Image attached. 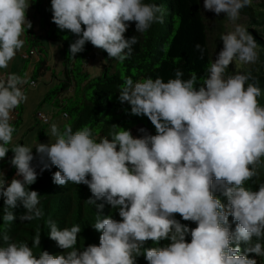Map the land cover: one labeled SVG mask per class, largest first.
Segmentation results:
<instances>
[{
	"label": "clouds",
	"instance_id": "9594fccd",
	"mask_svg": "<svg viewBox=\"0 0 264 264\" xmlns=\"http://www.w3.org/2000/svg\"><path fill=\"white\" fill-rule=\"evenodd\" d=\"M250 3L203 0V8L236 21ZM29 5L30 0H0V69L24 44L21 33L31 26ZM50 9L51 21L76 35L68 46L72 56L90 42L123 60L136 43L135 35H123L127 22L134 21L135 32L143 33L162 19L160 6L145 0H50ZM220 39L222 48L199 80L195 72L183 78L180 69L166 81L159 76L124 78L118 100L127 101L132 114L145 115L155 128V134L138 129L144 133L138 137L118 126L111 139L96 140L87 126L61 129L49 116L48 143L9 147L10 122L16 117L11 114L26 99V75L0 72V158L11 149L9 162L15 168L10 181L0 178V220L7 225L17 219L13 209L18 203L25 209L21 221L43 215L38 192L28 187L38 174L34 158L41 172L57 168L51 173L54 184L82 183L91 193L87 203L100 210L106 202L120 217L97 211L91 226L99 232V243L79 248L78 224L58 227L47 221L48 237L65 250L55 255L33 252L39 232L30 247L10 241L0 228V264H136L141 255L147 264H257L256 257H264V183L256 190L244 183L258 174L264 157V105L257 101L261 89L248 82L246 73H225L230 61H255L257 45L239 23ZM194 48L204 55L201 44ZM29 53L22 58H39L36 52L24 57ZM32 82L36 88L37 81ZM214 188L224 200L213 194ZM149 239L156 246L143 247ZM162 240L166 243L160 245Z\"/></svg>",
	"mask_w": 264,
	"mask_h": 264
},
{
	"label": "trees",
	"instance_id": "16d2710c",
	"mask_svg": "<svg viewBox=\"0 0 264 264\" xmlns=\"http://www.w3.org/2000/svg\"><path fill=\"white\" fill-rule=\"evenodd\" d=\"M145 2L155 3L160 6L162 19L159 22H153L151 26L143 33L135 32V22L130 21L124 32L125 38L136 36V43L132 46V52L125 59L119 60L109 57L101 48L93 46L90 42H85L83 50L78 54H71L64 58L62 66L63 80L60 81V88L55 89L57 94L63 95L66 92H73L75 95V105L72 107L65 106L61 102L58 108L70 119L67 124L73 131L87 126L90 134L96 140L100 137L111 139L110 133L119 127L130 130L133 136L136 135V127L143 126L148 134H155V128L148 118L141 114L135 118L129 116L130 105L127 101L121 103L118 100V91L123 83L124 78L131 77L133 81L157 76L165 81L174 76L175 70L180 69L183 72V78H187L190 72H195L198 80L205 76L206 65L215 59V55L222 48L221 33H224L223 25L227 20L224 13L216 14L211 10L203 8V0H145ZM254 2V3H253ZM46 9V19L42 17L43 7ZM29 13L35 17L40 15L39 27L46 33V38L53 42H60L64 46L69 37L67 29H59L51 21L50 0H30V5L26 10V17ZM240 15L248 18L246 30L252 35L256 42L257 57L256 64L250 67H244L239 70H227L225 73L241 72L249 75V81L256 84L261 89V95L257 97L259 104L264 105V0H251V3L239 10ZM83 27V25H82ZM57 30H62L59 37ZM51 35H50V34ZM68 37V38H67ZM24 44L20 49L29 53L35 51L38 54V66L32 71V81L34 78L44 77L43 70L49 71L46 62L40 59V55L47 57V52L42 43V36L36 33L34 25L25 28L21 33ZM55 38H62L58 41ZM67 43V44H65ZM196 43L201 44L204 48V55L201 57L199 50L194 48ZM19 50V51H20ZM18 51V52H19ZM98 51L99 55L106 63H117L121 66L123 76L119 73L112 75L106 74L103 77H96L88 81L89 75L85 66L93 59ZM80 61L82 66H76ZM36 64V65H37ZM25 68V67H24ZM78 69V75L82 76L80 84L87 82L83 90L77 89V79L74 70ZM109 72V68L105 69ZM49 98V94L45 95ZM72 99V98H70ZM69 99V100H70ZM134 123H129V122ZM21 118L15 117L10 123L14 131L21 125ZM128 122V123H127ZM13 131V132H14ZM13 155L11 149L6 152L4 158H0V173L6 171V180L15 175V168L10 164V158ZM34 164V160L32 161ZM55 166L45 169L42 172L37 171V178L34 183L29 185V189H34L39 194L38 207L41 208L43 215L31 220H19V214L25 209L19 203L13 209L17 219L4 224L0 220V228L6 231L10 241L19 243L25 242L32 246V237L39 232V245L33 248V252L38 254L40 250H46L50 254L62 253L65 250L59 248L56 242L48 237L47 221H55L58 227L71 226L78 224L80 232L77 234L76 247H84L88 244L99 243V232L96 231L91 223L94 221L96 212L100 211L104 215H111L114 219H120L116 209L108 203L100 210L95 209L94 205L86 202L91 193L88 187L82 183L75 184L66 182L64 185H57L52 182L51 173L56 171ZM258 174L246 180L245 186L256 190L259 183H264V157L257 168ZM213 194L220 196L218 188L213 189ZM221 200L225 198L220 196ZM102 201H97L101 203ZM3 206V198L0 197V208ZM180 219L178 213L174 214ZM231 221V216H229ZM189 227H194L195 223L181 220ZM234 227V224L232 225ZM185 240H190V235L185 236ZM2 243V241H0ZM160 245L166 243L162 240ZM243 250L244 242H240ZM143 247L156 246L152 240L144 241ZM249 256L255 254L249 253ZM257 264H264V257H256ZM136 264H147L143 255L136 258Z\"/></svg>",
	"mask_w": 264,
	"mask_h": 264
},
{
	"label": "rangeland",
	"instance_id": "374dc122",
	"mask_svg": "<svg viewBox=\"0 0 264 264\" xmlns=\"http://www.w3.org/2000/svg\"><path fill=\"white\" fill-rule=\"evenodd\" d=\"M254 3V2H253ZM46 9L47 7H43L41 13L43 14L42 17L46 19ZM30 17V22L34 25V30L36 31L37 34H39L40 36H42V43L44 45V48L47 52V57L40 55V59L43 62L47 63V66L49 67V71H45L43 70L42 73H44V77L42 78H34L35 81H37V87L33 88L31 87L32 84V79H33V75H32V68L34 69L36 66H38V60L36 56L33 57V59H23L22 58V54L24 53L23 51H19L16 53V55L9 61V64L6 68L0 69L1 73H16L18 75L21 76H25L26 75V82L24 83L25 89H24V93L26 96V99L20 103L18 105V113H19V117L21 118L22 122L21 125L18 126V128L13 132L12 134V140L10 141L9 147L12 144H17L20 143L22 141H29V137L31 136L33 131H27L25 129V127L27 129H29L32 126H35L37 124V126H40V123H38L35 119H34V111L37 108V103L39 101V99H41V107H43V110H45L48 115L49 112H51L52 114V118H51V123L55 122L57 125L59 124V127L62 129L63 126L67 125L70 122L69 118H66L64 116V114L62 113V111L58 108V104H60L61 102H64L63 104L65 106H68L69 108L74 106L75 103V95L73 92H66L63 95H59L57 94V92L55 91V89H59L60 88V84L63 80V75H62V70H63V60L64 58L67 56H69L70 54L68 53L69 51V44L74 41V39L76 38V35L71 33L70 31H67L66 33L68 34V39H66L69 44L67 45H63L60 42H53L52 40H49L46 38V33L40 29L39 27V20L42 18L40 17V15H35V17H33V15L31 13H29L28 15ZM236 23L241 24L242 26H244L246 28L247 23H248V18L246 16H242L239 14V17L236 21H231L227 18V20L225 21L224 25H223V29H224V33L227 31H231L234 28V25ZM58 34V36L60 37L62 34V30H57L56 31ZM50 34V33H49ZM52 34V33H51ZM50 34V35H51ZM53 35V34H52ZM57 39V38H55ZM58 41L62 40V38H58ZM79 55V52L75 53ZM37 64V65H36ZM76 66L81 65L82 63L80 61H77ZM256 64V61L253 62H242V61H230L229 65L227 66V70H232V69H241L244 67H250V66H254ZM32 66V67H31ZM25 67V68H24ZM109 68V72H105V69ZM85 70L87 71L88 75H89V80L96 78V77H103L106 74L108 75H112L114 73H119L120 75L123 76V72H122V68L119 64L117 63H106L104 61V59L99 55L98 51H96V55L93 59H91V61H89L88 65L85 66ZM78 69L74 70V75L77 79V84H78V88L79 90H83L85 84L87 82H83L80 84V81L82 79V76L78 75ZM49 94V98H46L45 95ZM72 98V99H70ZM70 99V100H69ZM42 110V111H43ZM44 111V112H45ZM129 116L131 118H135L137 115L132 114L131 112H128ZM129 122V121H128ZM127 122V123H128ZM129 123H134V122H129ZM43 124V123H41ZM28 125H30V127H27ZM37 126L35 128H37ZM48 126V125H46ZM48 128V127H47ZM47 128L45 129L47 131ZM145 129L143 126L138 125L136 127V135L135 136H141L144 133L138 131V129ZM146 130V129H145ZM23 131L26 134L23 138ZM27 137V138H26ZM43 140L40 141L41 143H48L49 139L48 137H43ZM20 141V142H19ZM1 174V173H0ZM11 179V178H10ZM8 179V180H10ZM6 181V178H5Z\"/></svg>",
	"mask_w": 264,
	"mask_h": 264
},
{
	"label": "crops",
	"instance_id": "0c3cea01",
	"mask_svg": "<svg viewBox=\"0 0 264 264\" xmlns=\"http://www.w3.org/2000/svg\"><path fill=\"white\" fill-rule=\"evenodd\" d=\"M32 67V66H31ZM32 70H33V68H32ZM7 74V73H6ZM22 86H26V85H22ZM37 108L35 109V111H34V119L38 122V123H40L37 119H36V117H35V113L38 111V110H43V107H41V99H39V101H38V103H37ZM43 111H45V110H43ZM46 112V111H45ZM47 113V112H46ZM48 114V113H47ZM12 116H19V113H18V105L12 110V114H11ZM49 116L51 117L52 116V114H51V112H49ZM52 118V117H51ZM23 123V122H22ZM23 125H24V123H23ZM27 126V125H26ZM37 126V124L35 125V126H32V127H30V125H28L27 127H30L29 129H27L26 127H25V129H24V131L25 130H27V131H33L32 132V134H31V136L28 138L29 139V141H22V142H20L21 144H28V145H35L36 143H38V142H40V141H42L43 140V138H42V136L43 137H48V139L50 140V138H49V136L46 134V128L47 127H49V126H46V125H44V124H41L40 123V126H37V128H35ZM58 127H59V124H58ZM48 129V128H47ZM24 131H23V135H22V138L26 135L25 133H24ZM27 138V137H26ZM41 143V142H40ZM32 151H33V154H34V157H36V154H35V148L33 147V149H32ZM34 165H36V167L38 168V170H40V168H39V165H38V158H34ZM2 174V176H0V178H3V179H5V175H6V171H4V172H2L1 173ZM13 177H11V179H12ZM10 179V180H11ZM10 180H6V182H8V181H10Z\"/></svg>",
	"mask_w": 264,
	"mask_h": 264
},
{
	"label": "built area",
	"instance_id": "2783aa9c",
	"mask_svg": "<svg viewBox=\"0 0 264 264\" xmlns=\"http://www.w3.org/2000/svg\"><path fill=\"white\" fill-rule=\"evenodd\" d=\"M34 55H36V53L34 51H31L29 54H24V57H33ZM2 75V74H0ZM36 86V83L35 82H32V87H35ZM36 117L37 119L45 124V125H49L50 124V117L49 115H47L46 113L42 112V111H38L36 112Z\"/></svg>",
	"mask_w": 264,
	"mask_h": 264
}]
</instances>
